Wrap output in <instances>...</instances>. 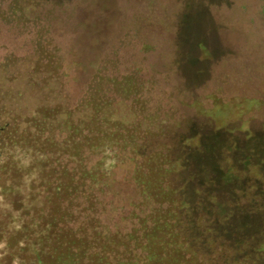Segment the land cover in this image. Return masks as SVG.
<instances>
[{
	"label": "trees",
	"instance_id": "1",
	"mask_svg": "<svg viewBox=\"0 0 264 264\" xmlns=\"http://www.w3.org/2000/svg\"><path fill=\"white\" fill-rule=\"evenodd\" d=\"M185 2L121 0L72 92L58 33L85 27L82 5L0 0V264H242L237 225L264 215L239 220L233 194L264 184L233 154L251 101L187 80Z\"/></svg>",
	"mask_w": 264,
	"mask_h": 264
},
{
	"label": "rangeland",
	"instance_id": "2",
	"mask_svg": "<svg viewBox=\"0 0 264 264\" xmlns=\"http://www.w3.org/2000/svg\"><path fill=\"white\" fill-rule=\"evenodd\" d=\"M74 1L82 5V20L86 25L78 31L61 30L58 36L66 53L69 89L77 92L92 73L96 54H103L115 30V21L121 17V6L126 7V3ZM185 20V34L180 39L187 46L191 60L186 68L187 80L191 84L199 80L203 84H218L227 92L231 82V94L243 90L242 95L251 101L252 110L231 125L237 142L233 154L241 174L244 154L255 153L254 162H264V0H186ZM198 43L207 51L200 62H196L198 54L193 49ZM260 169L264 172V163ZM252 173L257 176L255 171ZM241 179L233 186L239 220L245 219L249 208L259 210L264 206V184L253 182V178ZM237 227L242 264H264V215L245 226V231Z\"/></svg>",
	"mask_w": 264,
	"mask_h": 264
}]
</instances>
